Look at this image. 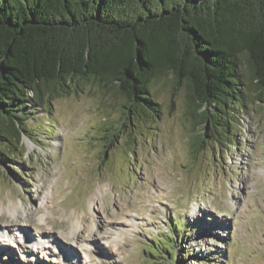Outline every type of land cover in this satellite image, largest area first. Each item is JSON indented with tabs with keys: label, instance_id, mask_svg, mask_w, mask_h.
Here are the masks:
<instances>
[{
	"label": "rangeland",
	"instance_id": "1",
	"mask_svg": "<svg viewBox=\"0 0 264 264\" xmlns=\"http://www.w3.org/2000/svg\"><path fill=\"white\" fill-rule=\"evenodd\" d=\"M151 93L153 118L97 82L34 103L0 159V264H151L160 237L183 264H264V102L193 151L185 86Z\"/></svg>",
	"mask_w": 264,
	"mask_h": 264
},
{
	"label": "trees",
	"instance_id": "2",
	"mask_svg": "<svg viewBox=\"0 0 264 264\" xmlns=\"http://www.w3.org/2000/svg\"><path fill=\"white\" fill-rule=\"evenodd\" d=\"M165 75L204 125L193 151L215 125L235 142L239 113L254 93L264 102V0H0V159L36 101L97 82L128 100L129 117L153 118ZM176 243L157 238L151 264H183Z\"/></svg>",
	"mask_w": 264,
	"mask_h": 264
},
{
	"label": "bare ground",
	"instance_id": "3",
	"mask_svg": "<svg viewBox=\"0 0 264 264\" xmlns=\"http://www.w3.org/2000/svg\"><path fill=\"white\" fill-rule=\"evenodd\" d=\"M11 209H12V208H11ZM13 209H14V208H13ZM13 209H12V211H13ZM9 212H10V210H9ZM23 230H24V229H23ZM0 231H1V230H0ZM12 231H13V230H12ZM25 231H26V229H25ZM9 232H11V231H9ZM19 232H21V231H19ZM2 233H3V232H2ZM5 233H6V232H5ZM14 233H15V232H14ZM23 233H24V232H23ZM23 233H22V234H23ZM26 234H27V235H25V234H24V235L27 236L28 239L30 240V237L28 236L29 233L27 232ZM17 236H18V235H17ZM55 242H56V241H55ZM65 254H66V253H65Z\"/></svg>",
	"mask_w": 264,
	"mask_h": 264
}]
</instances>
